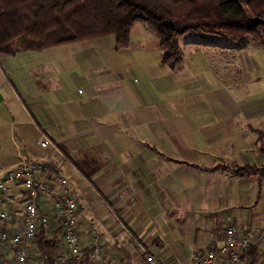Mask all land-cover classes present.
Returning <instances> with one entry per match:
<instances>
[{"label": "crops", "instance_id": "0c3cea01", "mask_svg": "<svg viewBox=\"0 0 264 264\" xmlns=\"http://www.w3.org/2000/svg\"><path fill=\"white\" fill-rule=\"evenodd\" d=\"M176 40L175 68L141 21L119 48L102 35L0 55L2 171L40 157L48 181L61 172L82 248L93 225L106 259L144 264L141 244L188 264L225 224L264 225V173L221 167H264V35L202 29ZM38 131L53 146H39ZM22 197L3 193L14 223ZM58 248L67 251L61 237ZM252 250L245 264H264V247Z\"/></svg>", "mask_w": 264, "mask_h": 264}, {"label": "trees", "instance_id": "16d2710c", "mask_svg": "<svg viewBox=\"0 0 264 264\" xmlns=\"http://www.w3.org/2000/svg\"><path fill=\"white\" fill-rule=\"evenodd\" d=\"M134 21L155 32L159 62L170 68L181 65L177 35L210 30L231 35H264V0H0V55L16 49H42L49 45L113 37L114 48L125 46ZM234 175L264 173V167L222 164ZM40 228L32 238L46 264L58 248L59 231ZM243 254L254 256L252 246Z\"/></svg>", "mask_w": 264, "mask_h": 264}, {"label": "built area", "instance_id": "2783aa9c", "mask_svg": "<svg viewBox=\"0 0 264 264\" xmlns=\"http://www.w3.org/2000/svg\"><path fill=\"white\" fill-rule=\"evenodd\" d=\"M34 141L39 146H53L52 142L38 131ZM48 164L40 157H20L14 166L0 172V264H31L33 253L29 243L40 228H57L61 242L67 251L55 248L48 254L46 264H125L104 257L95 226L83 239L87 248H82L81 238L75 227L76 200L66 177L54 172L52 181L44 176ZM12 191L23 196V214L14 223L11 210L2 207L3 193ZM220 242L189 253L188 264H245L243 254L249 246L264 247V225L239 230L234 224H225L220 232ZM144 264H170L148 251L141 244ZM36 264H40L39 262Z\"/></svg>", "mask_w": 264, "mask_h": 264}, {"label": "rangeland", "instance_id": "374dc122", "mask_svg": "<svg viewBox=\"0 0 264 264\" xmlns=\"http://www.w3.org/2000/svg\"><path fill=\"white\" fill-rule=\"evenodd\" d=\"M0 70H2V66H1V62H0ZM0 74H1V72H0ZM0 79H1V75H0ZM1 140H2V138H0ZM2 171V143H1V145H0V172ZM98 204L100 205H102V203L100 202V201H98ZM23 205H24V201H23V199L21 200V202H19L18 203V211H19V216H22V214H23ZM105 210V209H104ZM29 247L31 248V251H36L37 252V250H35L34 249V247H33V245L31 246V244L29 243ZM33 258H32V260H31V264H36V263H38L39 262V257H38V255L37 254H35V253H33Z\"/></svg>", "mask_w": 264, "mask_h": 264}, {"label": "water", "instance_id": "95a60500", "mask_svg": "<svg viewBox=\"0 0 264 264\" xmlns=\"http://www.w3.org/2000/svg\"><path fill=\"white\" fill-rule=\"evenodd\" d=\"M0 99H1V94H0Z\"/></svg>", "mask_w": 264, "mask_h": 264}]
</instances>
